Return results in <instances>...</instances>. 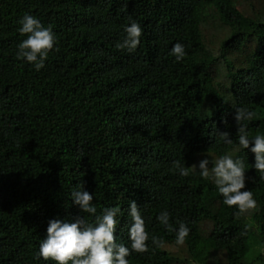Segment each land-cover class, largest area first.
<instances>
[{
	"label": "trees",
	"instance_id": "obj_1",
	"mask_svg": "<svg viewBox=\"0 0 264 264\" xmlns=\"http://www.w3.org/2000/svg\"><path fill=\"white\" fill-rule=\"evenodd\" d=\"M0 264H264V0H0Z\"/></svg>",
	"mask_w": 264,
	"mask_h": 264
}]
</instances>
